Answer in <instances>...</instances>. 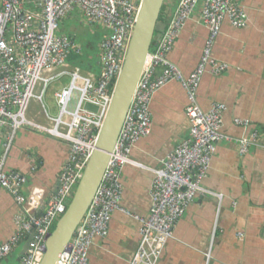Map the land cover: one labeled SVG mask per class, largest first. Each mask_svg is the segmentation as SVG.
<instances>
[{
    "label": "built area",
    "instance_id": "2783aa9c",
    "mask_svg": "<svg viewBox=\"0 0 264 264\" xmlns=\"http://www.w3.org/2000/svg\"><path fill=\"white\" fill-rule=\"evenodd\" d=\"M239 0H178L157 46L152 48L143 66L130 106L122 123L102 180L74 236L57 264H89V250L96 238L108 234L111 215L126 212L122 206L124 167H142L152 175L149 193L150 209L146 218L133 216L140 223L139 243L129 264H158L166 243L193 199L200 193L221 199L202 187L221 133L225 107L213 104L202 111L196 94L205 74L219 75L227 66L212 56L222 23L241 29L247 24ZM25 5L34 9L28 10ZM201 6L200 19L209 36L195 70L184 77L168 61L186 22ZM139 3L129 0H1L0 7V137L3 152L0 158V189L9 193L18 204L25 199L20 188L26 178L8 173L4 163L17 131L45 133L58 138L68 147V156L58 178V186L48 199L40 216L17 215L16 234L0 243V263L21 251L32 236L20 264H40L52 226L66 212L75 189L95 149L97 136L110 105L117 79L122 70L128 45L136 24ZM78 12L87 26L101 25L109 30L99 44L98 72L84 76L76 67L68 75L71 85L58 94L61 113L52 127H45L26 118L31 100H41L36 89L58 72L67 68L69 56L80 55L81 47L69 36L59 34L61 20ZM48 76V77H46ZM170 82L181 84L186 92V117L189 135L157 169L141 166L131 158L138 140L150 135L152 122L150 104L155 93ZM79 92L73 112L67 111L70 94ZM90 104L96 113L86 111ZM241 126L248 122L237 120ZM256 134L252 135L255 138ZM254 140V139H253ZM240 153L245 154L249 139L239 140Z\"/></svg>",
    "mask_w": 264,
    "mask_h": 264
},
{
    "label": "crops",
    "instance_id": "0c3cea01",
    "mask_svg": "<svg viewBox=\"0 0 264 264\" xmlns=\"http://www.w3.org/2000/svg\"><path fill=\"white\" fill-rule=\"evenodd\" d=\"M129 1L138 4L141 0ZM177 3L178 0H165L160 21L166 24L170 20ZM238 4L246 13V26L233 28L225 20L212 49L213 58L227 69L219 75L205 74L196 94L197 104L204 112L213 104L225 107L221 126L224 138L217 144L202 182L203 188L222 197L218 200L200 193L193 199L158 264H264V0H239ZM200 12L198 6L168 55V61L184 77L197 67L209 36ZM58 31L71 37L82 53H72L65 71L52 76L44 89L37 88L42 97L33 99L35 109L28 105L26 118L45 127H52L59 118L57 96L68 89L54 85L57 78L69 76L76 67L83 69L84 76L97 74L99 44L109 34L101 25H85L78 12L61 20ZM187 104L186 92L177 82H170L155 93L150 104L151 133L132 148L134 161L157 169L188 138ZM237 120L248 124L238 125ZM241 139L250 140L245 154L240 153ZM2 152L0 137V158ZM67 156L68 147L58 138L17 131L4 170L26 178L19 191L25 201L18 204L0 189V243L16 234L17 215H42L58 186ZM152 179V173L145 168L124 167L121 206L129 214L117 211L111 215L107 236L93 240L89 264H129L140 239V223L133 216H148ZM12 261L18 264L17 254L0 264Z\"/></svg>",
    "mask_w": 264,
    "mask_h": 264
},
{
    "label": "water",
    "instance_id": "95a60500",
    "mask_svg": "<svg viewBox=\"0 0 264 264\" xmlns=\"http://www.w3.org/2000/svg\"><path fill=\"white\" fill-rule=\"evenodd\" d=\"M165 0H141L136 24L128 45L124 64L117 79L112 99L97 136L95 149L86 165L66 212L57 221L45 244L40 264H57L74 236L102 180L107 163L118 138L122 123L130 106L143 66L151 49L157 46L166 24L160 21ZM86 111L96 113L97 108L87 104ZM28 237L17 254L18 264L28 249Z\"/></svg>",
    "mask_w": 264,
    "mask_h": 264
},
{
    "label": "rangeland",
    "instance_id": "374dc122",
    "mask_svg": "<svg viewBox=\"0 0 264 264\" xmlns=\"http://www.w3.org/2000/svg\"><path fill=\"white\" fill-rule=\"evenodd\" d=\"M71 56V55H70ZM69 56V58H71ZM78 59V58H76ZM56 84L54 85H58V86H64L66 88H69L70 84H71V78L69 76H66V75H62L59 77V79L57 78V82H55ZM37 91V89H36ZM37 93V92H36ZM78 97H79V93L76 91V90H73L70 94V99H69V102H68V105H67V111L68 112H73L75 110V107H76V104H77V100H78ZM35 102L34 100H31L30 101V108H34V103ZM53 107V106H52ZM35 109V108H34ZM56 116H57V113H56ZM57 222H55L52 226V230H54L55 228V225H56ZM10 264H15V262H10Z\"/></svg>",
    "mask_w": 264,
    "mask_h": 264
}]
</instances>
